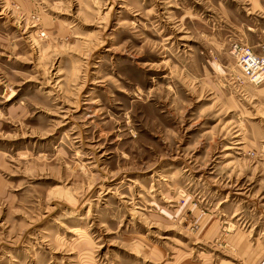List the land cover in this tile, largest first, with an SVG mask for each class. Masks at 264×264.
I'll return each mask as SVG.
<instances>
[{"label": "rangeland", "instance_id": "rangeland-1", "mask_svg": "<svg viewBox=\"0 0 264 264\" xmlns=\"http://www.w3.org/2000/svg\"><path fill=\"white\" fill-rule=\"evenodd\" d=\"M264 0H0V264H258Z\"/></svg>", "mask_w": 264, "mask_h": 264}, {"label": "built area", "instance_id": "built-area-1", "mask_svg": "<svg viewBox=\"0 0 264 264\" xmlns=\"http://www.w3.org/2000/svg\"><path fill=\"white\" fill-rule=\"evenodd\" d=\"M233 51L241 70L254 84L264 81V42L254 49L248 43L236 44ZM258 264H264V257Z\"/></svg>", "mask_w": 264, "mask_h": 264}, {"label": "bare ground", "instance_id": "bare-ground-1", "mask_svg": "<svg viewBox=\"0 0 264 264\" xmlns=\"http://www.w3.org/2000/svg\"><path fill=\"white\" fill-rule=\"evenodd\" d=\"M239 65V64H238ZM240 67V66H239ZM241 69V68H240ZM251 82V81H250ZM254 84V83H253ZM259 84V83H258Z\"/></svg>", "mask_w": 264, "mask_h": 264}]
</instances>
